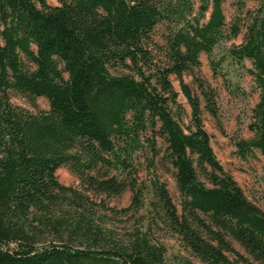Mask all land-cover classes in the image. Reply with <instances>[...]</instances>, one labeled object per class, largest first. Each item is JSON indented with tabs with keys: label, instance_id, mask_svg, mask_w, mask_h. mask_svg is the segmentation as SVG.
Masks as SVG:
<instances>
[{
	"label": "trees",
	"instance_id": "trees-1",
	"mask_svg": "<svg viewBox=\"0 0 264 264\" xmlns=\"http://www.w3.org/2000/svg\"><path fill=\"white\" fill-rule=\"evenodd\" d=\"M56 1L0 0V264H167L152 225L126 237L112 229L110 218L142 206L140 158L149 170L158 160L172 168L182 209L153 178L156 220L191 256L201 264H264V211L216 159L201 100L183 80L201 54L242 97L229 75H248L259 96L253 136L236 142L237 154L264 159V0L250 9L235 0L229 26L223 0H197L196 11L195 0ZM159 26L167 30L162 44L153 40ZM242 32L239 45L221 47ZM171 76L190 107L187 125ZM195 82L217 117L216 91ZM10 91L43 98L49 109L14 106ZM64 165L80 189L58 181ZM127 189L136 192L127 209L101 200Z\"/></svg>",
	"mask_w": 264,
	"mask_h": 264
},
{
	"label": "rangeland",
	"instance_id": "rangeland-1",
	"mask_svg": "<svg viewBox=\"0 0 264 264\" xmlns=\"http://www.w3.org/2000/svg\"><path fill=\"white\" fill-rule=\"evenodd\" d=\"M45 1L49 5H57L56 0ZM244 2L248 9L253 8L256 5V0H244ZM194 4L196 11L199 6L197 0L194 1ZM222 8L227 26H229L236 15L235 0H223ZM166 31L165 26H159L154 31L153 40L158 44H162ZM242 38L243 32L236 39L225 42L221 47L225 48L232 45H239L242 42ZM222 48L214 50L216 59L222 52ZM24 62H26L25 59ZM246 65L249 66L248 63H246ZM229 77L232 83L237 85L245 93L243 97L238 95L240 93L235 94V92L231 90L228 81L225 80V78L214 74L208 56L201 54L200 66L185 73L183 80L201 100L204 128L210 135V142L216 159L224 170L227 171L237 182L247 199L264 211V159L257 151L252 155H249L246 159H243L237 154L236 148V142L238 140H248L253 136L249 131L248 126L251 123V110L258 102L259 95L254 89L252 79L248 75L241 74L240 77H236L232 73ZM170 79L174 90L178 93L177 101L184 109L182 123L187 125L189 124L191 117L190 107L181 93L178 80L175 76H171ZM195 79H199L205 85L210 86L216 91L218 96L217 117H212L205 110V103L201 97ZM8 96L10 102L14 106L24 108L33 113H37L39 110L48 111L49 109L47 101L43 98L29 101L27 98L13 91H10ZM157 142L158 146L161 149H164L165 145L163 140L158 138ZM159 161L160 160H158L155 170H149L146 160L140 158L137 179L138 184L141 185L143 190L141 198L142 206L136 215H133V212H130L127 215L121 213L110 218L115 222V224L112 225V229L115 230V233L120 237H126L132 231L144 229L148 225H152L154 239L165 246L167 264H201L183 248L176 235L168 231L162 222L156 220L157 210L155 209L156 207L153 206L156 202L155 197L150 190L153 178H157L160 182L166 185L173 204L178 211H181L182 209V196L176 187L173 170L170 165H165V163ZM105 174L106 170L104 169L99 172V175ZM109 174L113 175V173ZM56 176L62 185L76 189L81 188L79 179L72 173L68 165L59 168L56 172ZM135 193V191L127 189L120 196L109 197L103 195L101 196V200H104L109 207L120 211L131 206ZM233 245L236 250L248 257L245 251L237 243L233 242ZM253 263L257 264L255 262Z\"/></svg>",
	"mask_w": 264,
	"mask_h": 264
}]
</instances>
